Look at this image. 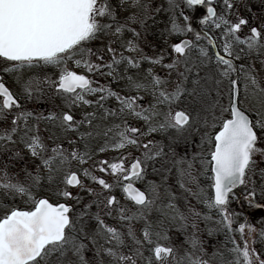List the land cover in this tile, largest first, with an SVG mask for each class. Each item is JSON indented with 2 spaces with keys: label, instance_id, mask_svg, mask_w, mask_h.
<instances>
[{
  "label": "snow or ice",
  "instance_id": "1",
  "mask_svg": "<svg viewBox=\"0 0 264 264\" xmlns=\"http://www.w3.org/2000/svg\"><path fill=\"white\" fill-rule=\"evenodd\" d=\"M0 125V264H264V0H0Z\"/></svg>",
  "mask_w": 264,
  "mask_h": 264
},
{
  "label": "flooded vegetation",
  "instance_id": "2",
  "mask_svg": "<svg viewBox=\"0 0 264 264\" xmlns=\"http://www.w3.org/2000/svg\"><path fill=\"white\" fill-rule=\"evenodd\" d=\"M5 79L10 85H12L14 87L13 82H12L13 78H12L11 75H6ZM36 103L37 102H29V104H28L29 108L34 107V105L36 106L37 105ZM49 107H51V105L49 103L44 102V101H42V102L38 101V111H46ZM0 126H2V125H0ZM0 160H4L5 162H7L6 154H4L3 152H0ZM204 186L207 187V184H205ZM181 201H179V203H181ZM203 227H204V224H203V222H201V228H203ZM173 233H174L173 236L177 237L178 234L175 233V232H173ZM204 239H206L208 241L209 245H211L213 243H216L218 240L222 241L223 240V236L208 237L207 233H204ZM211 251H212V248L209 247V252H211Z\"/></svg>",
  "mask_w": 264,
  "mask_h": 264
},
{
  "label": "rangeland",
  "instance_id": "3",
  "mask_svg": "<svg viewBox=\"0 0 264 264\" xmlns=\"http://www.w3.org/2000/svg\"><path fill=\"white\" fill-rule=\"evenodd\" d=\"M254 10H257V8L254 7ZM12 82H13V80H12ZM40 102H42V101H40ZM36 104H37L36 106L34 105V107H31V108H35L36 110H38V102H37ZM28 107H29V106H28ZM173 182H174V181H173ZM205 184H207V183H205ZM183 203H184L183 201H181V203H180L182 207H183ZM193 203H196V201H195L194 199H193ZM232 207H233V208H236L237 205H236V204H233ZM171 235H174V233H172Z\"/></svg>",
  "mask_w": 264,
  "mask_h": 264
}]
</instances>
